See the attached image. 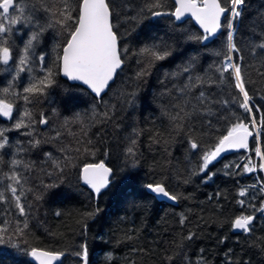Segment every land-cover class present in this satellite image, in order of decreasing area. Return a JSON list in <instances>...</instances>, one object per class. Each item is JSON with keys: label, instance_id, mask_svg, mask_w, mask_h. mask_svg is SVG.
<instances>
[{"label": "trees", "instance_id": "1", "mask_svg": "<svg viewBox=\"0 0 264 264\" xmlns=\"http://www.w3.org/2000/svg\"><path fill=\"white\" fill-rule=\"evenodd\" d=\"M109 2L114 9L113 24L120 37V47H126L128 52L122 54L125 63L107 92L97 97L83 85L70 82L56 71L55 83L47 89V93L34 99L27 107L37 122L41 112L49 119L47 125H35L40 134L37 139L53 137L56 131L62 133L61 137L32 149L27 145L28 137L20 134L26 129L7 133L13 147L0 150V157H3L0 162V190L8 183L3 173L11 170L8 161L16 151L15 141L20 140L27 149L17 154L16 158L34 161L35 165L31 171L18 169L27 178L25 187L32 189L26 198H22L29 227L25 229L23 237H16L19 248L10 244L0 245V264H34L24 249L79 250L77 246L83 243L88 246L89 264H169L165 257L176 250L173 242L189 232H194L195 237L185 242L184 251L193 264L201 255L206 264H244L245 261L248 264H264V254L253 246L259 244L264 247V213H255L250 234L234 231L230 227L231 220L241 213L253 214L249 204L259 208L264 201V192L259 191L261 184H264V170L257 167L252 173L242 172L248 158L257 165L261 162L255 155L257 143L264 150V128L258 127L257 139L250 124L253 114L258 126L264 116V76L261 75L264 73V57L259 53H250L243 42L250 36L248 26L253 22L259 23L260 16L264 14V0H245L242 18L235 25V40L241 51L232 53L234 61L242 65L246 81H252L246 83V88L253 96V112L247 113L231 102V97L238 90L228 87L227 83L205 85L204 90L210 92L214 100H229L230 103L215 104L214 114L193 121L196 137L203 145L201 149L193 151L188 150L185 131L175 130L164 110L178 102L179 94L173 89L174 85L182 86L188 75H203L210 65L221 63L227 52L228 29L222 28L216 36L198 42L188 39L189 36L204 34L192 18L175 21L174 17L161 16L132 20L131 17L137 16L144 0ZM173 3L174 0H167L164 10H174ZM226 22L225 19L223 23ZM27 31L25 28L14 36L21 47L22 41L27 39ZM58 31L49 29L36 48L37 53H48L46 63L49 66H53L56 57L53 47L57 43L62 44L66 38V34L58 35ZM161 39L171 45L172 54L163 61L155 62L145 77L137 79L135 74L144 65L143 61L137 63L141 57L135 53ZM241 56L243 60H240ZM193 58L190 73L175 78L166 77V73L177 71ZM35 74L42 75L38 69ZM210 74L217 75L214 71ZM13 75L14 72L0 73V88L7 86ZM21 77L16 82L17 92L28 82L27 73L21 74ZM166 89L172 90L171 95H162ZM133 92L134 102L125 103L128 98L126 94ZM15 103L18 110L22 111L25 107L21 100ZM256 106H259V111ZM105 111L109 112L108 118L100 115ZM77 113L83 123L73 122ZM17 115L18 111H14L12 120L0 116V126L10 128ZM65 118L69 119L66 126ZM237 119L249 123L250 131L254 133L248 149L224 154L213 162L208 170L215 173L211 179L205 173L190 175L201 152L213 146ZM82 128L87 135H82ZM134 128L140 130L138 138L133 134ZM158 134H162L159 136L160 143L154 142ZM130 139L137 140L135 165L126 158L125 153ZM88 140L92 143L87 144ZM63 146L68 149L65 153L59 151ZM85 147L95 155L85 153ZM77 148L79 152L75 151ZM45 152L52 153L59 160H63L65 155L70 156V166L61 173L46 161ZM100 160L113 169V176L109 186L97 197L79 179V173L83 164ZM237 163L240 169L224 168L226 164ZM226 172L238 174L226 175ZM185 179L189 182L184 183ZM161 180L165 181L171 192L181 197L176 203L158 200L146 188L147 184ZM46 185L56 187L45 188ZM248 185L256 187L249 188L247 196L239 197V189ZM5 194L11 197L10 193ZM37 195L42 198L37 200ZM239 199L245 200V206L237 203ZM97 208L100 211L94 216L84 215ZM57 212L61 214L57 215ZM181 213L187 217L184 225L179 223ZM5 220H24L10 200L0 202V225ZM128 236L132 239H126ZM221 240L224 242L221 243ZM201 249L204 250L202 253ZM229 249L232 250L229 253L231 261L225 256ZM108 253H111V260L105 258ZM59 264H80V261L77 257L66 255ZM171 264L181 262L173 260Z\"/></svg>", "mask_w": 264, "mask_h": 264}, {"label": "snow or ice", "instance_id": "2", "mask_svg": "<svg viewBox=\"0 0 264 264\" xmlns=\"http://www.w3.org/2000/svg\"><path fill=\"white\" fill-rule=\"evenodd\" d=\"M167 0H144L140 7L137 16L131 17L132 20H145L157 18L161 16L174 17L175 21H180L185 16H190L195 19L199 26L203 29V35L189 36L188 39L196 40L198 42L207 41L216 36L222 29L227 28L226 48L227 52L224 58L218 65H210L209 69L203 75H188L187 80L182 86H173V89L179 94L177 103L171 104L164 110V114L169 117L175 130H184L188 143V150H199L203 147L200 140L196 137L193 121L202 117L212 115L213 105H228L229 100H214L212 94L204 90V86L216 85L218 83H227L228 87L238 90L236 95L231 97V102L237 104L247 113L253 112V96H250L246 88V81L244 70L239 62L234 61L232 53L240 52L241 49L237 47L235 40L236 22L241 20L245 0H174L172 7L174 10L165 11ZM114 9L109 0H0V73L14 72L11 80L8 81L7 86L0 88V116L12 120L13 112L18 111L10 128L0 126V150L13 147L10 141L8 132L21 131L20 134L28 137L27 145L29 148L37 149L41 144L50 143L61 137L60 131L55 132V136L49 138L37 139L40 135L35 125L49 124V119L43 112L40 113V119L37 122L34 119L33 112L27 107L34 99L45 95L47 89L54 83V75L56 71L61 72L65 77L72 81H80L97 96L109 87V83L114 81L117 70L121 69L125 60L122 59V54L126 55L128 49L120 47V37L113 24ZM222 18L226 19V23H222ZM43 21V22H42ZM27 28L25 33L27 39L22 41V47L16 43L14 36H18L23 29ZM58 29V35L66 34V38L62 44L57 43L53 47V52L56 53L53 66H49L46 61L48 53L44 51L36 52V48L41 44L44 34L49 29ZM250 33L249 38L244 39V47L248 49L253 55L260 54L264 57V14L260 16V22H253L248 26ZM243 39V38H242ZM259 41L258 43L256 41ZM171 45L167 41L161 39L159 42L145 45L140 48L136 55L141 57L137 63L143 61V67L136 72V78L142 79L148 74V70L157 61L167 59L171 54ZM220 55V53H216ZM192 61L178 68L177 71L166 73V77H179L190 73L193 67ZM243 60V56L240 57ZM37 69L42 75H36ZM214 71L217 75H212ZM28 74V82L23 84L21 91L15 90L16 82L20 80L21 74ZM264 76V73L261 74ZM170 89H166L165 93L171 95ZM128 97L125 103L132 104L134 102L135 93H127ZM242 96V99L240 97ZM21 100L25 107L23 110H18L15 101ZM259 111V106H256ZM173 109L172 111L169 110ZM95 115V108L93 109ZM104 118L109 117V112L105 111L100 114ZM79 121L83 123L80 114H75L73 122ZM69 123V119L65 118L64 125ZM209 126H210V122ZM252 128H264V116L261 117L259 126L252 115L250 121ZM250 124L237 119L236 122L231 123L227 128L226 134L217 138L213 146H209L203 150L198 158V163L195 169L191 170L190 175H198L205 173L208 179H211L215 173H210L209 167L221 156L222 153L229 149H248L249 137L254 135L250 131ZM133 134L138 138L140 130L133 129ZM82 135H87V132L82 128ZM158 134L154 138V142L160 143ZM258 139L259 132L256 133ZM79 143V141H78ZM91 144L92 141H86ZM167 143V141H165ZM136 139H130L128 147L125 149L126 158L132 160L133 165L136 162ZM16 151L12 154V158L8 161L10 171L3 173L8 183L3 190H0V202H9L18 211L19 215L24 217L23 221L5 220L3 225H0V245L10 244L12 247L19 248L20 243L16 237H23L25 229L29 227L26 207L22 202V198H26L31 188H26L27 178L18 169L22 168L24 171H31L35 165L34 161H25L18 159L17 154L27 151L24 144L17 140L15 141ZM61 153L68 151L67 146L59 149ZM75 151L79 152L77 148ZM85 153L95 155L88 147L83 149ZM46 161L50 162L51 166L64 172L71 164V157L65 155L63 160L53 157L52 153H43ZM107 155V153H106ZM255 155L260 158L259 165L253 163L251 158L248 162L243 164V173H252L257 170H264V150H262L259 143L255 148ZM244 159V158H241ZM3 157H0V162ZM190 163V161H189ZM235 167L240 169V164H226L225 169ZM238 174V173H225ZM51 175V173H49ZM113 176V169L108 167L103 160L97 163H85L80 169L79 179L90 187L92 192L98 197L103 189H106L110 184V178ZM188 183V179L183 181ZM56 187V185H46L45 188ZM256 185H248L241 187L238 191L239 197H245L248 194L249 188H255ZM146 188L158 197H164L171 201H178L181 197L174 194L166 186L164 180L149 183ZM259 191L264 192V184H261ZM5 193H10L11 197ZM37 200L42 197L37 195ZM255 197H253L254 199ZM237 203L240 206H245V200L239 199ZM31 205H29L30 207ZM248 207L253 209V214L245 215L241 213L230 222V227L234 231H240L245 234L252 232V224L255 219V213H264V201L261 202L260 207L249 204ZM97 208L93 212L85 213L86 217H91L99 212ZM61 213L57 212V215ZM179 223L184 225L187 217L181 213L179 214ZM195 237L194 232H189L186 236H182L180 240L174 241L175 251L166 255L165 259L171 264L173 260H179L181 264H193L184 251L185 242L191 241ZM126 239H132L131 236ZM226 239V238H225ZM224 240H221L223 243ZM26 243V241H25ZM254 247L260 249L264 254V247L259 244H254ZM79 250L64 249L59 251H49L42 248L32 247L24 249L31 257H33L39 264H56L62 262V258L66 255H71L79 258L80 264H89V252L86 243L77 246ZM137 251V249H133ZM139 251H143L140 249ZM201 253L204 251L200 250ZM229 249L225 256H228L229 261L231 257ZM106 260H111V253L106 254ZM195 264H206L204 257L201 255L195 261ZM244 264H248L247 261Z\"/></svg>", "mask_w": 264, "mask_h": 264}, {"label": "water", "instance_id": "3", "mask_svg": "<svg viewBox=\"0 0 264 264\" xmlns=\"http://www.w3.org/2000/svg\"><path fill=\"white\" fill-rule=\"evenodd\" d=\"M187 18H192V17H190V16H185V17L182 18V20H180V21H183V20H185V19H187ZM192 19L194 20L195 24L200 28V30L203 31V29L199 26V24L195 21V19H194V18H192ZM224 20H225V19L222 18V23H223ZM220 31H221V30H220ZM220 31H219L217 34H219ZM217 34H216V35H217ZM119 70H120V69L117 70V73H118ZM61 75H62V77H64V78H66L67 80H69L70 82L81 84V85H83L84 87H86L90 92H92L91 89L88 88L87 85H84L82 82H80V81H72V80L68 79L67 77H65L62 73H61ZM116 75H117V74H116ZM115 77H116V76H115ZM114 79H115V78H114ZM112 82H113V81H111V82L109 83V86L111 85ZM108 88H109V87H108ZM108 88L105 89V91H104L103 93H101L100 97H101L103 94H105V93L107 92ZM92 93H93V92H92ZM93 94H94V93H93ZM94 95H95V94H94ZM95 96H96V95H95ZM255 131L257 132V128H255ZM250 140H251V137H249V144H250ZM238 150H241V149H229V150H227L226 152L222 153L221 156H220L219 158H217V160L220 159L224 154H228V153H231V152H234V151H238ZM106 165H107V164H106ZM107 166H108V165H107ZM108 167H109V166H108ZM110 179H111V178H110ZM154 195H155V194H154ZM155 196H156V195H155ZM156 197H157L158 200H163V201H167V202H170V203H176V201L174 202V201H171V200H169V199H167V198H164V197H158V196H156ZM30 259H31V261H32L34 264H39V262L36 261L33 257L30 256ZM62 259H63V258H62ZM59 263H60V262H56V264H59Z\"/></svg>", "mask_w": 264, "mask_h": 264}]
</instances>
